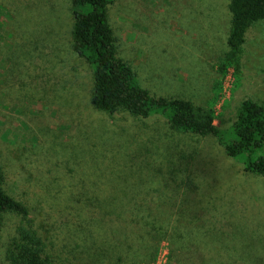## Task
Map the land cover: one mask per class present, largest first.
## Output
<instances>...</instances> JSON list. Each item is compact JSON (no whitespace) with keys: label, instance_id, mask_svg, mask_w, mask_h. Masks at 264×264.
Returning <instances> with one entry per match:
<instances>
[{"label":"rangeland","instance_id":"1","mask_svg":"<svg viewBox=\"0 0 264 264\" xmlns=\"http://www.w3.org/2000/svg\"><path fill=\"white\" fill-rule=\"evenodd\" d=\"M230 1L114 0L117 53L153 95L205 105ZM74 18L72 0H0V165L47 252L60 264H264V175L212 134L96 109ZM248 98L264 102V19L246 33L240 73L224 76L215 123L230 127ZM25 221L6 214L0 264Z\"/></svg>","mask_w":264,"mask_h":264},{"label":"trees","instance_id":"2","mask_svg":"<svg viewBox=\"0 0 264 264\" xmlns=\"http://www.w3.org/2000/svg\"><path fill=\"white\" fill-rule=\"evenodd\" d=\"M113 2L72 0L75 17L72 48L93 68L92 105L110 114L121 110L137 117L160 114L174 131L200 136L212 134L229 156L243 164L245 171L264 175V102L245 99L230 127L215 123V106L221 97L224 76L230 69L240 73L246 33L264 19V0L230 1L228 48L216 64L219 78L214 81L212 95L205 105L186 98L155 96L142 85L134 68L117 53L116 37L108 18V7ZM5 175L0 165V240L6 214L26 220V224L17 227V234L7 247L8 264H60L47 252L43 237L31 224L29 216L34 209L7 191ZM45 194L37 197V201L43 200ZM50 212L57 209L51 207ZM38 214L46 219L48 212L40 210Z\"/></svg>","mask_w":264,"mask_h":264},{"label":"built area","instance_id":"3","mask_svg":"<svg viewBox=\"0 0 264 264\" xmlns=\"http://www.w3.org/2000/svg\"><path fill=\"white\" fill-rule=\"evenodd\" d=\"M231 70H232V69H230V70L228 71L227 75H230ZM228 78H229V76H227V79H228Z\"/></svg>","mask_w":264,"mask_h":264}]
</instances>
